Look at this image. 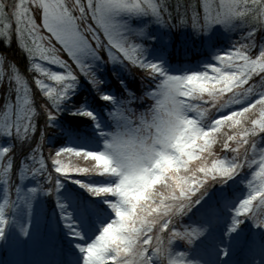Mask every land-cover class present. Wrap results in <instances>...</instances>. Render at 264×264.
Wrapping results in <instances>:
<instances>
[{
    "label": "clouds",
    "instance_id": "1",
    "mask_svg": "<svg viewBox=\"0 0 264 264\" xmlns=\"http://www.w3.org/2000/svg\"><path fill=\"white\" fill-rule=\"evenodd\" d=\"M236 21L239 23L234 24ZM221 24L245 29L244 42L235 51L218 53L213 57L215 63L199 71L169 73L159 62L146 60L140 46L134 45L138 65L154 86L139 96L128 93L117 98L98 93L111 106L106 124L87 111L99 147L63 148L52 161L54 171L64 179L103 180L73 181L100 198L110 213L97 225L94 238L78 245L82 264H172L175 260L168 259L169 245L191 237L174 225L213 185L225 184L255 164L258 171L253 172L249 187L252 190L253 181L264 186V149H257L256 144V137L264 134V60L250 63L257 35L264 33V0H233ZM125 43L133 45L127 38ZM262 45L264 35L259 38V49ZM3 62L0 56V64ZM85 68V75L98 88L101 82L88 65ZM253 68L260 78L258 84L245 78ZM241 104L248 106L218 115ZM3 171L7 172V166ZM259 225L264 227V223ZM169 229L165 243L163 234Z\"/></svg>",
    "mask_w": 264,
    "mask_h": 264
},
{
    "label": "rangeland",
    "instance_id": "2",
    "mask_svg": "<svg viewBox=\"0 0 264 264\" xmlns=\"http://www.w3.org/2000/svg\"><path fill=\"white\" fill-rule=\"evenodd\" d=\"M14 2H18V0H3V3L8 6L6 11L9 14L12 11L11 5ZM81 2L86 6L87 0H81ZM154 2L156 1L154 0ZM65 3L71 8L75 0H65ZM218 3L219 0H216V4ZM30 15L36 22L39 35L45 38L42 43L45 47L56 49V55L67 65V69L61 68L59 65L49 64L41 60L38 56L30 57L21 46V42L17 37L15 19L9 15L7 21H0V32L4 31V23L10 24V28L8 29L9 35L7 37L0 36V43L4 47L10 48L8 50H11V38H15L14 40L17 46L19 44L27 54V61L29 62L27 75L21 73L17 69L14 71L19 73L23 83L27 86L26 98L28 100V105L25 107H30L33 110L30 114V122L34 126V131L29 130L27 135H24L23 127L21 128L20 136H17L15 127L12 128L11 136L4 135L0 132V150L4 148L9 149L3 157H0V206H2V213H0V215H2L4 221L3 224H0V264H50L52 254L59 257L61 256L63 262L67 261L66 264H69L72 259L75 261L78 260V262L74 264H82L83 254L78 245L82 246L90 242L99 230L97 225L110 214H103L104 217L95 218L93 234H90L87 232L85 221L76 219L77 216L72 211L73 203L69 191L74 192L75 189H78L82 193H85L83 197L91 196L87 191L85 192L79 189L80 186L73 181L80 180L85 183H100L103 182L102 178H89L84 176L79 178L78 176H72L68 179H64L54 171L52 159L55 154L50 158L47 153L46 156L43 155L45 171L38 174L33 173L32 169L38 168L39 163H35L33 160L30 161L28 158L26 162L18 165L13 152L14 147H16V142L14 141L16 138H24L32 134L33 142L31 144L35 143L34 134L38 128L37 126H40L39 122H41V120H46V124L48 125L46 126V130L41 126L46 136L51 133L52 130H57V132H59V127L57 126H59L61 122H65V118L61 116L62 111L68 109L63 108V105L78 107L75 106L72 101H74L73 97L79 92L80 88L85 86L93 90L95 87L89 80V77L85 75L84 71H81L80 67L77 66L68 53L67 58L62 57V53H59L60 50H64V48L54 37H51V34L43 27L42 11L30 5ZM73 15L77 18L79 31L83 34L91 47L96 50V55L99 56V59L88 57L83 61L84 64L88 65L95 77L100 81V79H104L105 76L115 75L116 72L122 70L125 67L123 55L121 53H116L111 48L107 39L104 37L103 31L99 29L92 20L91 13H86L84 19H80V13L78 11H74ZM114 19L116 22L125 26L122 31V36L124 38L139 43V51L142 52L146 60L159 62L168 72L173 69V71L169 72L172 74H179L185 71L191 72L194 71L192 68H197L195 67V62L182 64L181 67L179 65L180 63L176 62H173L175 63L173 67L164 66L162 64L161 59L166 58V54L168 56L172 55V57L178 55V49H176V47L180 45L178 42H181L177 36L175 40H170L168 35L175 33V30L170 29L163 14L161 16V21H158L157 18L150 13L129 12H120L114 16ZM134 21L140 25L134 27ZM91 24L92 27H89ZM219 24L220 23L212 24L205 30L207 35L205 38H207V40H214L216 38V29L222 31L226 30ZM196 27L197 25L195 29ZM89 29H91V31H89ZM181 32H183V30L179 31V33ZM237 34L238 32L234 30L232 36L235 37ZM94 35L99 37V47H97L96 40L93 38ZM26 42L31 44L32 41L29 38ZM164 48H166V50ZM109 51L117 58L116 60H111L109 58ZM165 51H167V53H165ZM224 51L226 50L217 49L213 51L211 55L214 57L218 53ZM257 54L258 52L255 53V55ZM103 55L106 56V58H104ZM0 56L4 58V62L0 64V72H2V79H0V122H2L4 119L3 114L7 110L6 106L10 105L15 109L17 105V96L19 95L23 100L25 98V93L22 87L18 93L15 81L9 79L7 76V74L15 68L16 64L14 65L13 63L15 61L14 58L8 54H4V51H2V53L0 52ZM212 61L214 60L212 59ZM37 63L45 69H50L62 75H67L68 71H71L72 75L76 77L74 86L68 91L67 98L55 109L52 107L51 101L45 96L44 92L35 81L39 79L43 81L45 85L54 89L60 88V85L37 72L33 67V65ZM129 64L131 67L139 66L138 64L134 65L130 62ZM199 70L202 69H198L197 71ZM143 87L142 93L151 88L145 85ZM34 103L38 104V107ZM49 114L54 115V119L49 120ZM11 119L15 120L14 112ZM24 123H29V120L25 119ZM91 126L93 130L91 129L90 132L93 134L89 140H87V134H84L85 136H79L78 132L76 136L71 134L75 136H72V138H79L81 141L76 144L81 148L74 147V149L92 150L99 147V138L96 135L93 121L91 122ZM53 142L58 147L57 151L67 148L68 146H60L57 140ZM81 144L85 145V147ZM9 163L11 167H7V172L5 173L3 169L5 166H8ZM49 175H51V180H49ZM57 181H59L58 187L56 186ZM227 187L225 183L222 184L220 188L215 189V191L208 192L191 211L182 215V223H202L204 228H201V226H194L191 231H187L189 233H195L197 236H195V244H192L191 240H187V244L184 242L187 250L184 249L179 242H174L173 245H170V251L168 252L170 254V259L177 261L178 264H230V262L227 261L229 255L226 250L237 248L240 244L241 233L238 231V225L236 224L235 227H233L234 220L239 222V217L236 216L235 210L240 203V195L237 194L236 191H234V193L231 192ZM49 189L53 190L49 191ZM92 198L97 199L102 204L100 198ZM216 203L220 204L221 207L219 208L216 206ZM195 217H198L196 218L198 220H195ZM73 229H75V232ZM181 232H183V230ZM76 233H79V236ZM203 236L204 238L202 239ZM80 237L83 238L81 239ZM61 238H64L68 243V245L65 246L72 247V252L69 253L66 249L63 251L56 249L55 246L61 241ZM198 241H201L202 245H199L200 242ZM248 242L249 244L247 248H244L245 250L241 252L240 258L243 259L244 264H261L258 260L264 255V245L259 244L253 238ZM157 263L158 262L155 261V264Z\"/></svg>",
    "mask_w": 264,
    "mask_h": 264
},
{
    "label": "snow or ice",
    "instance_id": "3",
    "mask_svg": "<svg viewBox=\"0 0 264 264\" xmlns=\"http://www.w3.org/2000/svg\"><path fill=\"white\" fill-rule=\"evenodd\" d=\"M233 0H219V3L210 2V0H199L198 6L192 7L193 12V26L199 19V11L197 7L203 10L204 26L203 29L207 30L212 24L222 23L227 19V14L231 8ZM30 5L42 11V23L43 27L54 37L55 40L63 46L64 50L75 61L81 71L87 74L85 68L84 59L88 57L98 58L95 50L91 47L89 42L85 39L83 34L79 31L77 25V18L73 15L74 11L80 13V19H84L86 13H91L92 20L97 27L103 31L104 37L107 39L111 48L116 49L121 53L124 59L130 61L132 64H138L136 57V46L125 43V38L122 36L124 25L115 21L114 16L120 12L129 13H150L155 16L158 21H161L162 12L166 6L162 2H154V0H87V4H83L81 0H75V3L69 8L65 0H18L11 5L12 11L9 14L6 9L7 5L0 0V21H7L9 15L16 21V34L21 42V46L25 49L30 57L38 56L41 60L48 62L49 64L59 65L61 68L67 69V65L59 59L56 55V49L51 47H45L42 41L44 37L39 35L38 28L35 20L30 15ZM4 31L0 32V36L7 37L9 35L8 29L9 23H4ZM91 31V29H89ZM26 34V35H25ZM31 39V44L26 42L27 39ZM96 40L97 47L100 45L98 36L93 37ZM111 60L117 58L111 51L108 53ZM260 60H264V45L260 46L259 52L250 61L255 65ZM34 69L41 75L47 77L49 80L56 82L60 85V88H52L47 86L41 80H36L35 83L41 88L45 96L51 101L52 107L55 109L61 102L67 98L68 91L74 86L76 77L72 75L71 71H68L67 75H53L48 69L43 68L39 63L33 65ZM2 74V72H0ZM255 76V69L247 71L245 78L249 79ZM10 79L14 80L17 85V92L19 93L21 87L24 90L25 98L17 96V105L13 109L12 106H6L7 110L4 112V119L0 122V132L4 135L11 136L12 128L15 127L17 136L21 134V128L23 127L24 135H27L29 130L34 131V126L31 124L30 107L27 100V86L23 83L22 77L19 73L13 71L10 75ZM264 84V82H262ZM15 113V120L11 117ZM81 115L87 116V111L80 112ZM29 120V123L25 124L24 120ZM49 120L54 119V115L49 114ZM9 149L4 148L0 150V157H3ZM56 151L52 161L57 159L58 152ZM31 159V158H30ZM39 167L32 169L33 173H41L45 171L44 160L38 161ZM54 166V165H53ZM7 167H11L10 163ZM59 174V172L57 173ZM260 174L257 173V179ZM51 180V178H49ZM59 185L57 184V187ZM259 197L261 202H264V186L258 185L252 187L251 194L247 199L242 200L235 210L237 217L243 215L250 210L252 202ZM0 213H2V206H0ZM2 215H0V224H3ZM238 221L233 222V227ZM260 223H264L261 221ZM186 236H191L192 233H186ZM172 264H178L177 261H172Z\"/></svg>",
    "mask_w": 264,
    "mask_h": 264
},
{
    "label": "trees",
    "instance_id": "4",
    "mask_svg": "<svg viewBox=\"0 0 264 264\" xmlns=\"http://www.w3.org/2000/svg\"><path fill=\"white\" fill-rule=\"evenodd\" d=\"M157 2H162L166 8L162 12L164 15V18L166 19L168 26L170 29L175 30V33H172V35H168L170 40H175L176 36L180 39L181 42H178L180 45L176 47L178 49V55L172 57L170 53L168 54L170 56L169 59L171 62L176 63H185L189 64L190 62H195L197 65V69H203V67L207 64L215 63V61H212L213 57L211 56V53L213 51L219 50H229L232 49L235 51L236 47L241 43L242 41L241 37L246 35V31L243 28H234L231 26H228L226 24H219L220 26H223L226 30H218L216 38L213 40H207L205 38L207 35L205 33V30L203 29L204 26V17H203V10L197 7V11H199V19L196 22L195 26L197 25L196 29L193 26V12L192 7L198 6L199 0H157ZM216 3L214 0L212 1ZM234 24H238L239 22H233ZM134 27H138L140 24L135 23L134 21ZM239 29V30H238ZM183 30V32L179 33V31ZM236 30L238 34L233 37L232 34ZM231 31V32H230ZM179 33V34H178ZM261 35H264V33H259L257 35V47L253 49L252 55L255 57V53L259 52V38ZM15 39V38H14ZM11 38V50H8L10 48L4 47L0 43V52L4 51V54H8L9 56H12L14 58V65L15 68L11 70V74L14 70H18L21 73L27 75V69L29 68V62L27 61V54L26 52L19 46H17V43L15 40ZM168 39V38H166ZM133 45H139L136 41H130ZM246 42V41H245ZM16 43V44H15ZM5 49V50H4ZM16 49V50H15ZM166 50V48H164ZM117 51V50H116ZM118 52V51H117ZM167 53V51H165ZM11 57V58H12ZM104 58L106 56L103 55ZM130 61L125 59V67L122 70H119L116 72L115 75H107L104 79H100V84L97 87H95L93 90L88 89L87 87H81L79 92L75 94L72 101L75 106L78 107H70L67 105H63V108L66 111H62V117L65 118V122H61L59 126V129L52 130L51 133H49L47 136L45 135V132L42 131L41 126H43L46 130V120L39 122L40 126H37V130L35 131V143L31 144L33 142L32 134L30 136L24 137V138H16L14 141L16 142V147H14V157L16 158L17 164L21 165L23 162H26L28 158L30 161H34L35 163L38 162L40 159H43V155L46 156V153L51 156H54L55 152L58 150L57 145L53 142L54 140H57L61 145H65L63 147H72V148H81L78 147L76 144L73 145V141H71L72 135L79 133V136L82 134L91 135L92 132L88 131V128H91V119L86 120L84 117L79 115V112H82V110L86 111V105L88 107L94 108L99 113H101V116L103 119H105V123L107 122V111L111 110V106L104 100L100 98V94L109 95L117 98H122L126 96L128 93H132L134 95H141L142 91L144 89V85L147 87L154 86L153 82L151 81V78L147 77V73L144 69H141L139 66L137 67H131L129 64ZM211 62V63H210ZM131 63V62H130ZM132 64V63H131ZM117 71V70H116ZM17 72V71H15ZM18 73V72H17ZM259 76H254L251 81H249L250 84H258L259 83ZM148 81V83H147ZM143 85V86H142ZM258 97H253V99H256ZM87 101V102H86ZM37 107L38 104L34 103ZM142 106V105H140ZM247 104H241V105H234L232 108L227 109L221 113H218V115H227L232 110H242L243 107H247ZM70 108V109H69ZM82 109V110H81ZM94 114V113H93ZM67 120V121H66ZM90 137L87 138L89 140ZM76 142L80 143L79 140H76ZM256 144L257 149H264V134L258 135L256 137ZM74 146V147H73ZM234 146V145H233ZM245 148L250 147L249 145H245ZM219 150V149H218ZM241 152H243V149H241ZM229 156H231V153H228ZM249 156L251 157V153H249ZM257 160L259 159V156L257 155ZM257 171V167L254 164L252 167H245L243 169V173L237 177L230 185L228 190H237L241 194L243 193L244 196L240 199V201L246 199L251 194V188L249 187V179L251 180L253 172ZM81 178V176H78ZM248 180V181H247ZM222 184H215L213 185L208 192L215 191V189L220 188ZM79 186V185H78ZM258 184L253 181V187H257ZM79 189L86 192V190L83 188ZM71 190V189H67ZM207 192V193H208ZM70 197L73 199L74 204L76 206H80L83 203L87 204L88 202H92L94 199L91 198L92 196H86L83 197L80 190L75 189L74 192L69 191ZM250 210L243 215L240 216V222L241 224H244L243 227H245V233L244 236H248L252 230L255 228H261L259 225L261 221H264V202H261L259 200V197H257L256 200L252 202V205L250 206ZM197 217H195L196 219ZM178 226H181V216L178 218L176 224L174 225L175 228ZM264 230V229H263ZM171 229L166 230L163 234V237L166 238L167 235L170 234ZM178 241H182V239H177ZM175 241V240H174ZM172 245V243L170 244ZM169 245V250H170ZM169 252V251H168Z\"/></svg>",
    "mask_w": 264,
    "mask_h": 264
}]
</instances>
